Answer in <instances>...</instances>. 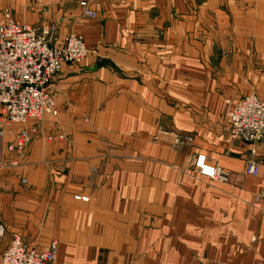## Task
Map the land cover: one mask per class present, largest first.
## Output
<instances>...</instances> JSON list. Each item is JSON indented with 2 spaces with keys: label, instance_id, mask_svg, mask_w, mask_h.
<instances>
[{
  "label": "crops",
  "instance_id": "crops-1",
  "mask_svg": "<svg viewBox=\"0 0 264 264\" xmlns=\"http://www.w3.org/2000/svg\"><path fill=\"white\" fill-rule=\"evenodd\" d=\"M4 9L50 30L55 46L81 36L90 55L55 77L58 116L22 156L7 150L18 126L0 136V263L18 234L37 250L56 242L51 264H264V142L233 139L226 124L241 98L264 102V0H0ZM252 149L258 176L246 173ZM198 154L224 178L201 176Z\"/></svg>",
  "mask_w": 264,
  "mask_h": 264
},
{
  "label": "built area",
  "instance_id": "built-area-1",
  "mask_svg": "<svg viewBox=\"0 0 264 264\" xmlns=\"http://www.w3.org/2000/svg\"><path fill=\"white\" fill-rule=\"evenodd\" d=\"M151 2L152 0H142ZM83 17L97 19L86 1L80 2ZM50 30L37 31L29 25L16 21L9 9L0 12V136L9 128L18 126L14 141L7 146L10 153L22 156L34 136L38 124L46 116L57 117L58 108L51 86L55 77L66 65L80 66L90 55L83 38L71 32L64 43L55 46ZM226 124L231 138L255 145L264 142V102L249 95L232 104L226 112ZM50 141L54 140L49 136ZM63 140V136H58ZM189 137L182 142H189ZM176 142H181L180 139ZM251 150L247 159L246 173L258 176L261 162ZM194 168L208 179H223L217 166L208 162L204 154H198ZM76 200L86 201L84 197ZM256 200L264 203V189ZM5 228L0 224V238ZM58 254L56 242L46 250L28 246L18 234L11 236L10 244L2 254L0 264H51Z\"/></svg>",
  "mask_w": 264,
  "mask_h": 264
},
{
  "label": "rangeland",
  "instance_id": "rangeland-1",
  "mask_svg": "<svg viewBox=\"0 0 264 264\" xmlns=\"http://www.w3.org/2000/svg\"><path fill=\"white\" fill-rule=\"evenodd\" d=\"M66 39V38H65Z\"/></svg>",
  "mask_w": 264,
  "mask_h": 264
}]
</instances>
